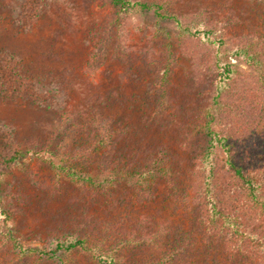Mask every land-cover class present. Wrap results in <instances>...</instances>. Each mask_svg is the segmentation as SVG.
<instances>
[{"label": "trees", "instance_id": "obj_1", "mask_svg": "<svg viewBox=\"0 0 264 264\" xmlns=\"http://www.w3.org/2000/svg\"><path fill=\"white\" fill-rule=\"evenodd\" d=\"M107 1L113 9L109 29L88 31L84 41L93 46L88 64L100 58L114 37L113 32L122 28L133 14L153 11L159 21L180 24L179 15L167 7L171 0L165 4ZM44 8L43 0H22L15 14L11 8L9 12L16 15L18 25L30 30L42 17ZM252 31L249 27L233 51L223 53L217 48L209 58L208 74L215 92L210 102L201 91L203 88L180 92L179 98L172 96L168 80L178 62L174 42L167 46L168 61L154 69L157 73L163 71L154 101L151 91H139L133 101L128 98L127 111L146 126L172 133L177 148L160 139L153 141V137L139 148L134 143L122 147L121 140H129L127 136L131 134L129 119L126 121L119 113L115 117L106 113L107 118L102 120L105 113L99 110L92 117L93 124L81 126L90 118L83 114L85 110L68 106L63 109L60 131L67 132L76 126V146L62 151L64 159H59L58 151L52 150L51 145L36 151L35 156L76 185L80 192L76 204H81L78 202L84 194H89L85 196L87 200L97 203L122 187L124 194L131 193V198L122 200L127 207L120 219L97 218L91 222L76 217L69 226L55 222L48 227L43 247H24L11 230L1 227L0 254H5L0 255V264H80L76 256L93 264H264V146L257 153H249L250 147L239 152V131L252 127L250 122L247 126L232 125L228 133L218 129L232 110V103L224 100L229 86L235 85L230 57L242 60L256 73L254 85L248 82L241 93L246 94L245 102L252 109L261 107L258 114L262 121L264 49L259 46H264V29L257 36ZM195 33L192 28H181L177 44L185 40V35L192 37ZM168 38L172 39L170 33ZM211 42L209 46L216 43ZM40 84L26 72L19 57L0 53L3 98L49 109L57 104L58 91L44 90ZM254 92L258 96L247 99ZM107 96L108 101L122 97L119 92H109ZM146 102L148 106H144ZM187 104L195 106V119L190 114L191 119L187 117L182 122L179 116L186 113L180 110ZM225 128L229 129V123ZM29 151L0 129V194L3 170L14 167ZM194 175L199 182L193 189ZM187 181L189 184L183 185ZM159 202L167 204L154 215V206ZM16 212L4 207L0 199L4 226ZM202 241L204 247L199 245Z\"/></svg>", "mask_w": 264, "mask_h": 264}, {"label": "rangeland", "instance_id": "obj_2", "mask_svg": "<svg viewBox=\"0 0 264 264\" xmlns=\"http://www.w3.org/2000/svg\"><path fill=\"white\" fill-rule=\"evenodd\" d=\"M132 1L165 4L170 0ZM171 1L167 7L179 15L180 24L170 20L159 21L153 11L133 14L122 28L113 32L114 37L100 58L95 62L90 60L88 64L89 51L93 46L84 41L88 31L109 29L113 9L107 0H43L42 17L30 30L18 25L14 15L22 0H0V53L16 55L23 61L26 72L39 80L44 90L58 91L57 104L49 109L39 104L9 101L0 94V129L9 133L23 150H30L14 167L3 170L0 194L4 207L17 210L5 226L0 218V229L11 230L24 247H43L48 227L55 222L69 226L76 217L88 218L91 222L97 218L120 219L127 207V202L122 200L131 198V193L124 194L122 187L97 203L87 200L89 198L85 196L89 194H84L83 200L78 202L81 204H76V197L80 195L76 185L35 156L36 151L51 145L52 150L58 151L59 159H64L62 151L76 146V126L67 132L60 131L63 109L68 106L72 110L76 107L85 110L83 114L90 118H86V123H80L81 126L93 124L92 117L99 110L105 113L103 116L99 112L102 120L107 118L106 113L110 117L119 113L126 121L129 119L127 125L134 140L127 136L129 140H121L122 147L134 143L139 148L153 137V141L160 139L177 148L178 142L172 133L146 126L138 116L127 111L128 98L133 101L139 91H151L154 101L158 91L156 87L163 74V71L157 73L154 69L157 64L161 66L168 61L170 50L167 46L174 42L173 51L178 62L168 80L172 96L203 88L201 91L210 102L215 92L207 65L214 50L219 48L223 53L233 51L249 27L255 36L264 29V0ZM185 27L196 30V33L192 37L185 35V40L177 44L178 31ZM168 33L172 39L168 38ZM212 40L217 44L209 46ZM259 47L264 49L262 45ZM230 62L234 66L235 85L229 86L224 100L232 103V110L218 129L228 133L232 125L252 123L248 130L239 131L242 143H236H239V152L250 147L249 153H257L259 147L264 146V115L260 121L258 110L261 107L252 109L250 103L245 102L246 94L241 93L248 82L254 85L256 73L242 60L230 57ZM109 92H119L122 97L108 101ZM249 96L247 99L251 100L258 94L254 92ZM148 104L146 102L144 106ZM184 107L180 111L186 114H180L179 120L187 121L190 114L195 119L192 113L195 106L187 104ZM228 123L229 129L225 130ZM45 155L49 156L47 152ZM188 181L183 185L189 184ZM192 181L194 189L199 178L194 175ZM166 204L157 203L154 215ZM176 218L173 217L174 220ZM199 245L204 247L205 244L202 241ZM76 261L93 264L80 256H76Z\"/></svg>", "mask_w": 264, "mask_h": 264}]
</instances>
